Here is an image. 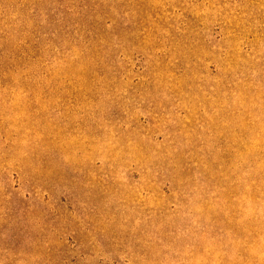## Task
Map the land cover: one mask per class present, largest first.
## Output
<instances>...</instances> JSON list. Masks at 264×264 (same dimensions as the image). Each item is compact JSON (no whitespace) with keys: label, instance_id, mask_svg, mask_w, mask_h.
<instances>
[{"label":"rangeland","instance_id":"1","mask_svg":"<svg viewBox=\"0 0 264 264\" xmlns=\"http://www.w3.org/2000/svg\"><path fill=\"white\" fill-rule=\"evenodd\" d=\"M0 264H264V0H0Z\"/></svg>","mask_w":264,"mask_h":264}]
</instances>
